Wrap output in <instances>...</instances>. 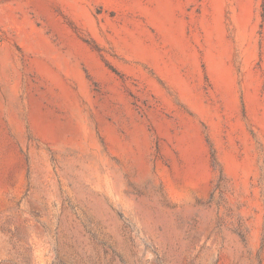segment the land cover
Returning <instances> with one entry per match:
<instances>
[{"label":"rangeland","instance_id":"374dc122","mask_svg":"<svg viewBox=\"0 0 264 264\" xmlns=\"http://www.w3.org/2000/svg\"><path fill=\"white\" fill-rule=\"evenodd\" d=\"M0 264H264V0H0Z\"/></svg>","mask_w":264,"mask_h":264}]
</instances>
